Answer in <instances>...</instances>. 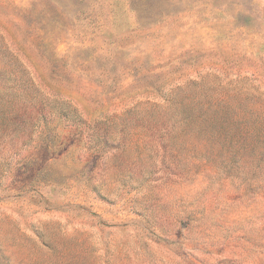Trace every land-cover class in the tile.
Segmentation results:
<instances>
[{"label": "rangeland", "instance_id": "rangeland-1", "mask_svg": "<svg viewBox=\"0 0 264 264\" xmlns=\"http://www.w3.org/2000/svg\"><path fill=\"white\" fill-rule=\"evenodd\" d=\"M0 264H264V0H0Z\"/></svg>", "mask_w": 264, "mask_h": 264}]
</instances>
